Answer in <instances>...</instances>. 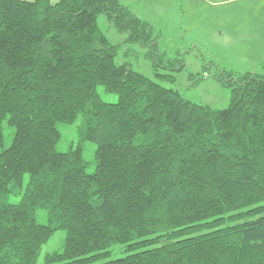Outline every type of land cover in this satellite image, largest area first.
Segmentation results:
<instances>
[{
    "label": "trees",
    "instance_id": "16d2710c",
    "mask_svg": "<svg viewBox=\"0 0 264 264\" xmlns=\"http://www.w3.org/2000/svg\"><path fill=\"white\" fill-rule=\"evenodd\" d=\"M102 13L156 76L184 68L121 0H0V119L15 128L0 150V264H39L58 230L44 264H264V74L224 71L231 102L212 109L118 63ZM78 117V143L58 150L57 123Z\"/></svg>",
    "mask_w": 264,
    "mask_h": 264
},
{
    "label": "rangeland",
    "instance_id": "374dc122",
    "mask_svg": "<svg viewBox=\"0 0 264 264\" xmlns=\"http://www.w3.org/2000/svg\"><path fill=\"white\" fill-rule=\"evenodd\" d=\"M64 4L69 0H52ZM136 16L151 23L161 34L159 49L169 57L184 60L181 71L161 69L172 73L175 79H162L154 73L147 49L139 44H129L127 34L119 32L105 14L98 16V26L112 44H119L116 56L118 63L129 62L130 66L168 88L179 90L187 99L204 104L212 109H223L230 105L231 87L218 79L224 71L234 77L247 73L264 74V0H121ZM224 77V76H223ZM101 96L116 102L118 95L98 88ZM81 118L72 123L58 122L61 139L57 143L60 151H67L78 143V127ZM3 145H11L15 128L0 119ZM96 144L87 141L83 146V157L87 171L95 168ZM15 200V198H12ZM38 211V220L48 222V215ZM66 238L65 231L58 230L46 243L40 254L39 264H44L48 253L61 251ZM112 256L124 255L123 247L116 245ZM120 250L121 252H119Z\"/></svg>",
    "mask_w": 264,
    "mask_h": 264
}]
</instances>
